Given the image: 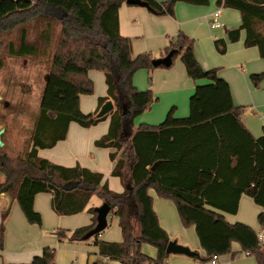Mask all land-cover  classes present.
Instances as JSON below:
<instances>
[{"label": "trees", "instance_id": "obj_1", "mask_svg": "<svg viewBox=\"0 0 264 264\" xmlns=\"http://www.w3.org/2000/svg\"><path fill=\"white\" fill-rule=\"evenodd\" d=\"M156 15H173L178 1L206 5L208 0H142ZM125 0H0V49L2 37L18 33L10 40L6 53L11 57H41L52 50V26L47 23L29 38L28 25L39 19L57 18L60 32L40 99L39 114L31 133L30 149L17 167H8L6 156L0 165V193L16 200L27 222L41 225L34 209L37 193L51 194V208L61 216L84 211L91 223L73 230L57 229L59 240L87 241L84 236L96 225L95 207H88L97 195L110 206L118 220L122 240L93 242L98 255L117 264H166L165 248L170 241L153 209V189L158 197L172 201L183 226H194L207 260L230 252L232 242L241 254L255 256L264 264V250L258 234L242 222L229 223L222 212L236 213L239 198L248 195L261 207L257 219L264 228V126L255 138L240 120L241 106H235L228 83L216 69H203L194 53L193 40L179 32L169 40L163 56L172 51L169 66H153L150 53H131V39L119 32L118 9ZM126 3V2H125ZM218 6L239 11L241 23L227 30V38L214 40L223 54L228 42L238 40L245 31L244 45L255 46L264 60V0H216ZM129 5V4H128ZM36 25V24H35ZM180 56L192 80H205L195 86L188 100V115L175 117V106L157 125L140 124L133 131L134 119L156 101L151 89L140 90L133 83L137 70L171 67ZM162 56V57H163ZM3 60L0 58V69ZM89 70L103 72L106 94L98 98L96 109L88 114L79 108L80 95L93 93ZM254 87L264 80L263 71L251 74ZM111 100L114 108L101 117V105ZM108 119L105 134L94 140L96 147L112 148L111 175L119 177L125 188L115 192L103 181V173L76 164H55L38 156V149L51 148L65 138L70 122L88 128ZM129 167L130 176L125 178ZM8 210L1 213L3 221ZM137 226V227H136ZM4 227L0 226V250ZM143 243L157 249L155 258L141 251ZM55 250L45 247L30 263L54 264ZM92 264H108L96 260Z\"/></svg>", "mask_w": 264, "mask_h": 264}, {"label": "crops", "instance_id": "obj_2", "mask_svg": "<svg viewBox=\"0 0 264 264\" xmlns=\"http://www.w3.org/2000/svg\"><path fill=\"white\" fill-rule=\"evenodd\" d=\"M208 1L206 5L178 1L174 6L173 15H156L146 7L128 5L124 2L118 9L119 32L122 36L131 39L133 56L148 52L153 58L162 57L169 40L174 39L179 32L191 38L197 61L203 69H216L218 76L228 83L234 105L243 108L240 115L241 122L251 135L257 138L262 135L264 126V80L254 87L249 76L263 71L264 60L257 47L244 45L243 30L240 31L238 40L227 43L225 53L221 54L216 50L214 40L226 39L227 30L240 25L241 15L236 9L218 6L216 0ZM216 10L219 11L217 20L221 27L212 29L209 21L213 19ZM92 71L89 70L87 73L89 79L100 78ZM148 77L149 85L146 82ZM205 82V80H192L188 77L184 65L176 61L168 68L137 70L133 75L135 86L140 90L151 89L157 99L134 119L133 131L140 124H159L172 106L176 107L175 117L187 116L190 95L197 84ZM105 94L106 88L102 96ZM99 97L101 96L93 101L80 95L81 112L84 114L93 112ZM107 129L108 119L88 128L70 122L64 139L59 140L51 148L38 149L37 154L58 165L71 167L79 164L92 171H99L103 173V181L107 182L111 190L122 192L125 188L123 181L111 175L113 163L109 159V153L113 149L94 145V140L105 134ZM129 176L130 171L127 166L126 180ZM1 177L2 174L0 179ZM149 193L153 198V209L158 222L167 232L170 240L175 239L198 253V257L169 254L166 264H257L255 256L241 254V247L237 242H232L230 252L215 257L214 263L209 262L200 246L194 226H183L175 204L168 199L158 197L153 189L149 190ZM101 204H97L96 207ZM33 206L41 215L40 226L27 222L17 201L11 200L6 193H0V226L2 224L4 227L3 249L0 250V254L2 252L8 254V256L3 254L0 264L30 263L33 257L42 254L45 247L55 250L54 264H92L96 260L117 264L98 255L93 236L87 241L69 242L66 239L59 240L54 235L53 232L57 229L73 230L89 225L92 218L89 212L82 214V211L65 217L58 215L51 208V194L46 192L35 195ZM5 210H8V214L2 221L1 213ZM261 210L251 197L242 194L237 212L232 214L223 211L222 214L229 223H245L259 234L264 229L257 219ZM110 218L115 217L111 215ZM114 225L118 230L103 232L101 235L99 233L97 238L110 242L121 241L122 234L118 220ZM262 245L264 250V243ZM141 251L150 258H155L157 255V249L147 243L141 245Z\"/></svg>", "mask_w": 264, "mask_h": 264}, {"label": "rangeland", "instance_id": "obj_3", "mask_svg": "<svg viewBox=\"0 0 264 264\" xmlns=\"http://www.w3.org/2000/svg\"><path fill=\"white\" fill-rule=\"evenodd\" d=\"M46 21L51 23L52 26V50L42 53L41 57L8 56L5 46L9 40L17 42L18 33L12 31V33H5L2 37L4 45L0 49V58L3 60V65L0 69V125L4 126V131L0 135L2 142L0 155L6 156L8 167H17L20 164L19 161L31 146L30 137L39 114L40 99L61 25L57 18L50 17L48 19H39L36 23L32 22L28 25L29 38L34 39L38 30H42L45 26ZM175 61L178 64H183L179 55L173 62L175 63ZM92 72L98 74L100 78H92L93 93L84 95V98L94 101L99 95L102 96L105 93L106 85L101 71L93 70ZM146 82L149 85V77ZM100 203L102 202L97 195H93L89 200V206L94 205L96 207ZM86 212L87 210L85 209L82 214H87ZM107 220L108 226L100 232V235L103 232L118 230L115 227L116 225H114L117 221L116 217L112 219L108 216ZM49 233L51 234V231ZM3 254L8 256L7 253L2 252L0 260H3Z\"/></svg>", "mask_w": 264, "mask_h": 264}, {"label": "water", "instance_id": "obj_4", "mask_svg": "<svg viewBox=\"0 0 264 264\" xmlns=\"http://www.w3.org/2000/svg\"><path fill=\"white\" fill-rule=\"evenodd\" d=\"M125 2L129 5H137L142 7H147V4L142 0H125ZM172 51H169L165 56L154 58L152 60L153 66L164 65L169 66L172 62ZM114 108L113 102L111 100H106L100 107L97 116L101 117L106 115ZM4 131V126L0 125V135ZM2 144L0 139V145ZM5 156L0 155V165L4 163ZM96 211V225L93 229H91L87 234L84 236V239H88L95 234L100 233L104 230L108 225L107 217L110 215V206L107 203H102L100 206L95 207ZM167 254H181L188 257H198V253L191 250L188 246L178 243L175 239L170 240L165 248Z\"/></svg>", "mask_w": 264, "mask_h": 264}, {"label": "built area", "instance_id": "obj_5", "mask_svg": "<svg viewBox=\"0 0 264 264\" xmlns=\"http://www.w3.org/2000/svg\"><path fill=\"white\" fill-rule=\"evenodd\" d=\"M218 13H219V11L216 10V11L213 13V19H211V20L209 21V26H210L212 29L220 28V27H221V24H220V23L218 22V20H217ZM258 239L261 241V243H264V229L262 230L261 233L258 234ZM209 262L214 263V262H215V258L210 259Z\"/></svg>", "mask_w": 264, "mask_h": 264}]
</instances>
